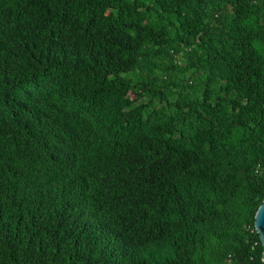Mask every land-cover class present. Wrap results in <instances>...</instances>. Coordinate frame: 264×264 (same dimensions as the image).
Instances as JSON below:
<instances>
[{
  "label": "trees",
  "instance_id": "trees-1",
  "mask_svg": "<svg viewBox=\"0 0 264 264\" xmlns=\"http://www.w3.org/2000/svg\"><path fill=\"white\" fill-rule=\"evenodd\" d=\"M264 0H0V264H261Z\"/></svg>",
  "mask_w": 264,
  "mask_h": 264
},
{
  "label": "water",
  "instance_id": "water-1",
  "mask_svg": "<svg viewBox=\"0 0 264 264\" xmlns=\"http://www.w3.org/2000/svg\"><path fill=\"white\" fill-rule=\"evenodd\" d=\"M254 228L258 233L262 245L261 264H264V197L261 203L258 205L254 214Z\"/></svg>",
  "mask_w": 264,
  "mask_h": 264
}]
</instances>
